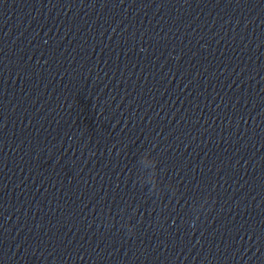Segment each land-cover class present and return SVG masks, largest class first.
<instances>
[{
    "label": "clouds",
    "instance_id": "obj_1",
    "mask_svg": "<svg viewBox=\"0 0 264 264\" xmlns=\"http://www.w3.org/2000/svg\"><path fill=\"white\" fill-rule=\"evenodd\" d=\"M158 161L151 155V152L145 150L137 161L138 174L136 176V182L141 186L149 185V194L155 193L157 196L161 195L160 181L158 179L157 170ZM209 205L208 198H204L199 203H193L191 206V212L193 218L189 221L191 227H194L196 222L201 218V215L207 211ZM129 234L134 232V226L131 224L125 225Z\"/></svg>",
    "mask_w": 264,
    "mask_h": 264
}]
</instances>
